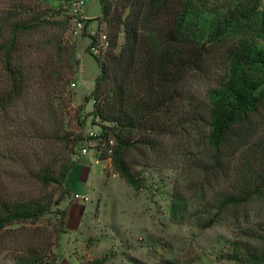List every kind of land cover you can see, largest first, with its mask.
<instances>
[{"label":"trees","instance_id":"trees-1","mask_svg":"<svg viewBox=\"0 0 264 264\" xmlns=\"http://www.w3.org/2000/svg\"><path fill=\"white\" fill-rule=\"evenodd\" d=\"M118 3L112 14L101 0L102 19L112 31L106 35V56L94 57L100 74L84 99L86 104L93 101L91 116L109 125L103 126L101 137H108L107 143L110 138L115 141L111 155L101 159H110L114 173L141 190L144 184L129 162L132 153L146 155L158 148L172 158L169 148H176L171 163L187 180L192 196L189 201L176 191L172 220L192 219L200 229L224 222L246 239L236 243L234 260L264 264V50L248 42L225 43L230 27L250 20L260 0ZM40 5L34 0L30 8L9 9L0 19V67L5 73L0 117L7 123L0 149V241L13 239L18 244L14 264H58L50 231L8 227L34 224L69 195L64 183L77 163L71 156L84 141L81 135L66 132L64 123V113L72 110L66 87L79 64L75 44L63 40L69 22L46 17ZM43 7L50 8L47 3ZM203 10L216 15L208 42H201L197 27L189 23L194 12ZM91 22L86 21L82 35L94 39L86 32ZM120 35L124 42L117 53ZM35 51L46 60L27 66L25 58ZM216 67L225 73L218 76ZM29 82L38 85V98L26 102L28 107L19 113L23 94L30 96ZM57 98L66 104L57 105ZM29 108L33 116L25 115ZM84 124L77 121L80 129ZM32 134L42 143L54 144L51 150L43 147L32 155L42 166L33 178L45 192L61 187L56 200L43 192L19 198L9 188L20 174L7 168L24 161L23 142ZM60 232H65L64 219ZM50 257L52 261L46 262ZM106 261L104 257L96 263Z\"/></svg>","mask_w":264,"mask_h":264},{"label":"rangeland","instance_id":"rangeland-1","mask_svg":"<svg viewBox=\"0 0 264 264\" xmlns=\"http://www.w3.org/2000/svg\"><path fill=\"white\" fill-rule=\"evenodd\" d=\"M79 1L37 0L42 4L40 10L45 13L46 17L51 18L54 16L58 20L69 22L65 27L66 32L63 40L75 44L76 59L79 64L75 76L66 87L67 92L72 97L70 102L72 110L66 114L64 113L65 130L84 138V141L74 148L76 153L71 158L76 162L82 159L78 162L77 169L82 172L84 167L90 168L91 179L93 178L95 186L99 187L103 183L101 181L105 176L106 164L100 162V159L92 153L89 154L90 157L82 158L81 151L83 148H87L88 152H97L100 158L101 156H110L109 143L106 141L108 137L106 139L101 137L105 132L103 126L109 125L94 119L91 116L93 107L87 108L88 103H84L85 100L83 99L91 94H88L92 86L91 77L97 72L92 59L96 57L103 60L107 54V44L99 37L103 34L110 36L112 30L104 22L102 15L95 19H83L81 14L74 15L75 4ZM83 1L86 4L88 0ZM33 3L34 0H0V19L9 9L18 6L30 8ZM46 3L49 4L50 8L43 7ZM89 3L90 13H96L99 10L98 2L90 0ZM118 4V0H105V6L110 8L112 14L115 11L114 7L116 6L117 9ZM127 11L128 9L126 13ZM110 18L113 19L114 16H110ZM215 18V14L205 10L192 14L189 23L191 26L197 27L198 39L201 42L209 41ZM87 20H92V22L88 23L86 32L94 39L82 35ZM76 21L83 22L82 30L75 27ZM93 22H95V27L91 28ZM88 30L95 35L88 33ZM86 39L89 40L87 45H85ZM123 42V35H120L117 53L120 52ZM246 42L253 43L258 50H264V0H260V6L252 14L250 20L242 21L240 25L233 24L225 39L228 46L241 45ZM35 52H32L27 59L25 58L27 66L35 65L37 61L46 60L45 57ZM82 60L87 67L81 71V81L76 89L72 85L77 84L76 75ZM214 71L218 76L225 73V70H221L219 67H216ZM4 75L5 73L0 67V91L5 89ZM29 85L31 86V89H29L30 96L28 97L27 93L23 94L24 100L17 106L19 113H23L28 107L26 102H35L38 98V89L36 88L38 85H35V82H29ZM205 85L207 88L210 86L209 83ZM75 93L77 95L74 100ZM65 97L68 98V95ZM27 98L29 101H26ZM55 103L63 106L66 101L57 98ZM78 107H81L82 110L76 113L75 110ZM26 114L27 116H33L34 110L29 108ZM77 121L78 124L82 121L85 122L83 129L78 127ZM6 124L0 117L1 150L4 146L3 140L7 136L4 128ZM47 131L49 130L44 129L46 135H48ZM90 132L96 133L97 136L90 137ZM32 136L29 140L23 142L25 143L23 145V149H25L24 161L16 164L11 163L7 168L13 173L20 174L13 180L14 182L12 181L9 188L11 193L18 194L19 198H23L25 195L41 196L47 194L53 195L54 200H56L61 193V187L52 186L45 192L43 187L33 178L42 166L37 158L32 155L41 152L43 147L51 150L54 144L51 141L42 143L37 136L34 134ZM110 139L114 141L113 138ZM33 148L36 150L32 151ZM175 150L177 149L174 147L169 148L170 153L168 156L173 154L172 158H166L163 155L164 152L158 148L146 155H141L136 151L133 152L129 162L137 178L144 184V188L135 190L117 174L119 176L117 183L119 184H116V190L110 193L108 197H99V200L92 207L87 226L82 228L79 234L65 235L66 232H60V223L65 218L61 214L65 211L60 209V205H53L50 211L40 217L34 224L31 222L19 223L8 227V229L27 228L33 232V230L36 231V228H40L50 231L54 244L52 251L58 258V264H98L96 263L97 260L104 257L107 260L105 264H241L234 260V254H236L234 250L236 249V243L246 239L237 236L224 222H219L210 228L200 229L195 227L192 219H186L185 223H177L172 220L171 206L176 191H179L189 201L192 196L188 189L187 180L184 179L182 174L176 172L175 164L171 163L177 157ZM108 160L111 165V160ZM111 170L114 173L112 166ZM42 192L44 194H40ZM188 212H191V210H188ZM41 233L43 232L38 233V235ZM17 246L18 244L13 239L0 241V264H14V258L18 254ZM51 261V257L46 259L48 263Z\"/></svg>","mask_w":264,"mask_h":264},{"label":"crops","instance_id":"crops-1","mask_svg":"<svg viewBox=\"0 0 264 264\" xmlns=\"http://www.w3.org/2000/svg\"><path fill=\"white\" fill-rule=\"evenodd\" d=\"M89 1L83 6L80 14L83 19H95L102 15V7H101V0H96L99 5V10L96 13H90L89 9ZM95 22L91 24V28L95 27ZM90 28V29H91ZM89 31V30H88ZM85 45L89 44V40L86 39ZM95 63V66L97 68V72L95 75L91 77L92 86L90 88V92L94 89L95 80L99 76V68L98 64L94 59H92ZM86 65L84 64V61L82 60L79 66V70L77 73V84L74 86L76 89L78 87V84L81 81V71L86 69ZM87 94V95H88ZM76 93L74 95V100L76 98ZM84 100V99H83ZM87 108L93 107V101L89 102L86 105ZM94 154V156L98 157L100 159V162H103L106 164V169L104 171V177L103 182L101 186L97 187L94 184L93 178L91 179V170L88 167H84L82 169V172H80L79 169H77L78 162H80L82 159L77 161L75 166L71 169V171L68 173V176L65 180V188L70 192L69 195L60 203V209L65 211L66 215L64 218L65 221V235L69 234H79L81 233L82 228L87 226L88 218L90 215V212L92 210V207L96 204V202L99 200L100 196L108 197L110 193H113L116 189L115 186H117L119 176L117 174H114L111 170L110 161L108 159H101L97 152L91 151L86 153L85 155H82V158L90 157L89 154ZM77 173V174H76ZM79 194L81 196H86L88 198L87 202H82L80 200H75L74 195ZM64 235V236H65Z\"/></svg>","mask_w":264,"mask_h":264},{"label":"built area","instance_id":"built-area-1","mask_svg":"<svg viewBox=\"0 0 264 264\" xmlns=\"http://www.w3.org/2000/svg\"><path fill=\"white\" fill-rule=\"evenodd\" d=\"M84 4H85V2H84L83 0H80L79 2H77V3L75 4V7H76V8L73 10L74 15H78V14H80V11H81V9L83 8ZM83 26H84L83 22H81V21H76V22H75V27H77L78 30H79V29L82 30V29H83ZM88 33L95 35L93 32H89V31H88ZM99 38H101V40H102L104 43H106L107 46H108V40H107V36H106L105 34L100 35ZM93 49H94V48H93ZM72 86H75V85H72ZM89 135H90V137H92V136H94V137L97 136V134L94 133V132H90ZM108 143H109V146H108L109 153H112V148H113V146L115 145V143H114L113 140H109ZM86 153H88V149H87V148H83L82 151H81V155H85ZM74 199H75V200H80V201H82V202H87V201H88V198H87L86 196H81V195H79V194L74 195Z\"/></svg>","mask_w":264,"mask_h":264}]
</instances>
